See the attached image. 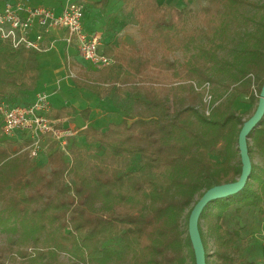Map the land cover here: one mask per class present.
Masks as SVG:
<instances>
[{"label":"trees","instance_id":"trees-1","mask_svg":"<svg viewBox=\"0 0 264 264\" xmlns=\"http://www.w3.org/2000/svg\"><path fill=\"white\" fill-rule=\"evenodd\" d=\"M110 1L97 0L94 5L105 9ZM123 3L126 9L138 10L149 36L162 41L176 34L193 36L187 41L192 44L191 57L180 65L185 73L165 60L168 52L164 66L175 69V78L190 79L192 87L214 86V99L220 101L206 116L201 91L191 90V96L183 97L179 95L184 85H122L133 82L123 78L126 70L141 75L150 68V59L139 55L98 70L94 82L77 74L75 84L100 98L99 83L131 92L135 117L110 123L102 131L86 128L88 148H76L74 138L71 166L62 154L53 153L49 174L18 156L19 146L9 145L16 156L0 148V228L15 234L6 240L18 246L13 257L0 264H55L63 252L68 257L65 264H188V258L196 264L184 220L204 193L238 181L242 173V161L232 160L247 119L235 103L241 96L258 101L264 85V0H209L195 15L201 25L191 30L183 9H164L157 0ZM4 46L0 102L34 90L40 78L39 52ZM80 114L87 121L91 108ZM248 152L252 170L244 188L210 202L199 218L205 251L208 239L214 244L212 253L205 252L206 264L211 256L215 264H257L237 258L240 233L226 223L230 209L239 205L258 209L264 218V116L249 134ZM136 157L137 168L132 170ZM111 240H118L117 248L104 246Z\"/></svg>","mask_w":264,"mask_h":264},{"label":"rangeland","instance_id":"rangeland-1","mask_svg":"<svg viewBox=\"0 0 264 264\" xmlns=\"http://www.w3.org/2000/svg\"><path fill=\"white\" fill-rule=\"evenodd\" d=\"M17 0H0V10L3 9L5 4L15 2ZM32 2L40 3L39 0H31ZM58 5L64 6L68 3H81L85 8V30L86 32H102V46L101 51H103L107 55H112L115 60L120 64H125L130 55H139L145 58H149L151 61V66L141 75H134L129 71H125V74H130L127 78H133V82L123 81L122 85H131L132 83L142 84L145 82H153L155 84H161V86H169L172 85L175 88L180 85L186 86V90L181 91L180 95L183 97L187 96L186 94H191L192 92L200 94L197 90L191 86L189 83L190 79H186L185 77L175 78L174 71L175 69H166L164 66L163 56L166 52H168L167 57L165 58L168 62H174L176 65V69L180 70L181 74L185 73L180 65H183L186 62L193 52L192 44L189 42L193 39V36H185L181 34H176L171 38H166V40H161L156 36H149L145 33L146 24L143 21L142 16L139 14L138 10L134 9H126L124 8L123 0H111L108 7L105 9L96 8L94 3L97 0H57ZM56 1V2H57ZM157 4L163 7L164 9L169 10L172 7H176L179 9H183L188 11L187 16V24L189 30L199 27L201 24L195 19V15H197L202 6H207L209 4V0H157ZM42 5V4H41ZM50 4L45 2L43 6L48 7ZM56 5V3L54 4ZM60 6V7H61ZM52 7V6H50ZM54 8V7H53ZM59 10L61 8H58ZM97 16V17H96ZM99 20V23L97 22ZM100 24V25H99ZM63 34L62 30H53L50 35L53 37H58ZM189 41V42H187ZM163 42L166 46H163ZM6 43L0 42V55H4L7 53V48L4 46ZM48 45V44H47ZM46 45V47H47ZM167 46L171 47V50ZM64 45L57 44L56 48L49 52H39L37 54V58H42V62L45 64H49L52 68V73L50 71H46L43 73V80L45 84L48 86L43 88V85L39 83L37 87V91H41L42 93H46L48 95V100L54 109H60V106H69L71 109L65 110L63 115L60 116L66 117L69 119L70 125L74 127L78 136L76 137V148H88V144L85 141V124L84 120L81 116V111L86 108H96L97 100L95 98L98 97V93H94L89 89L78 87L74 80L67 76V73L64 69ZM49 47H47L48 49ZM30 51V50H26ZM111 52L110 54H108ZM53 55V56H52ZM50 60H47V58ZM72 60V58H71ZM72 70L74 73L79 75L81 79H86L94 82V80L98 77L99 71L90 65H83L79 62H71ZM74 66V67H73ZM66 68L67 61H66ZM66 69V70H67ZM125 77V75H124ZM99 95L102 99L107 100L105 104L107 107L104 112L108 113V117H127L131 118L135 117V96L127 91V92H119L115 87L118 85H111L109 83H99ZM120 85V84H119ZM71 86V87H69ZM79 89H72L74 88ZM58 88H61V93ZM122 88V87H121ZM112 90V93L108 96L106 91ZM255 91V90H254ZM54 92H58V95L53 98L50 97ZM67 95L64 96L63 93ZM212 93V103L210 107L213 109L218 102L214 99V86L211 90ZM173 93L172 96H174ZM202 101L200 105H202V110L206 116H210L206 113V104L204 103L203 93L201 92ZM260 95V94H259ZM259 95L258 101L251 102L245 96H241L238 100H236L235 107L239 112L243 115L244 119L248 121L255 113L258 103H259ZM191 96V95H189ZM64 97L66 99H64ZM31 94L27 91L23 92L17 98H5V100L0 102H6L9 105H24L30 102ZM100 98V97H98ZM16 99V100H13ZM101 99V98H100ZM57 101V103H54ZM215 101V102H214ZM75 105V107L73 106ZM75 108V109H74ZM67 111H70L67 113ZM100 109L96 111V115L92 116L91 120L95 123V121L101 124V127L107 123V120H102L99 115ZM54 112V111H53ZM55 116V114H53ZM118 118V119H119ZM112 119V118H111ZM1 123H2V115L0 113V148L7 147L10 149L11 156H16L11 150L9 145L24 147L27 143V139L24 134H18L15 138L16 140H8L5 139L1 134ZM98 124V125H99ZM94 125V124H93ZM97 125V126H98ZM95 126V125H94ZM55 146L50 139L45 140V153L41 154L37 159H30L26 153H20L18 156H22L28 158L32 161L35 166L44 174H49L50 172V155L54 151ZM21 149L19 148L18 152ZM17 152V153H18ZM65 162L69 163L71 166L72 162V150L69 151V155H62L61 157ZM139 157H136L132 162V170L137 168V162ZM241 161L240 152L236 154L233 158V162ZM254 161L259 162L260 158L258 156L254 157ZM67 182L69 184L72 183L70 178L67 176ZM1 204V203H0ZM238 208V212L235 210ZM188 214V213H186ZM191 215V213H190ZM190 218V217H189ZM184 229H186L189 233V219L186 222V219L183 223ZM227 227H230L233 230H238L240 236L238 238L237 246L240 249V252L237 255L238 259L246 258L252 261H255L257 264H264V218H261L258 209L252 207H243L239 205L238 207H232L230 212L227 215ZM15 236L13 233H7L6 230L0 228V263L6 262L13 257V252L18 249L16 244L10 245V242L7 241V237L12 238ZM213 239H208V247L205 252L212 253L214 244ZM119 245L118 240L109 241L104 244L105 247L110 249L117 248ZM33 248H28L29 252L32 251ZM120 251H124L123 248ZM68 260L67 255L63 252L59 255L57 262L55 264H65ZM17 262H21V259L18 258ZM216 260L211 256L210 264H215ZM188 264H193L191 258H188Z\"/></svg>","mask_w":264,"mask_h":264},{"label":"built area","instance_id":"built-area-1","mask_svg":"<svg viewBox=\"0 0 264 264\" xmlns=\"http://www.w3.org/2000/svg\"><path fill=\"white\" fill-rule=\"evenodd\" d=\"M85 8L81 3H68L59 11L43 5H34L30 0H17L5 4L0 10V42L10 44L14 49L42 52L47 49L48 37L53 30L65 33V42L77 51L82 64L101 70L113 66L116 60L101 51L102 34L86 32ZM50 42V41H49ZM68 63V76L77 75ZM194 88L203 93L206 113L211 114V85L205 83ZM1 134L5 139L16 140L24 134L27 143L20 147L19 153H26L34 160L45 153V140L48 138L55 146L51 153L69 155L71 142L78 136L77 130L70 125L69 119L55 117L46 93L37 94L34 101L24 105H9L2 102Z\"/></svg>","mask_w":264,"mask_h":264},{"label":"water","instance_id":"water-1","mask_svg":"<svg viewBox=\"0 0 264 264\" xmlns=\"http://www.w3.org/2000/svg\"><path fill=\"white\" fill-rule=\"evenodd\" d=\"M264 116V85L259 95L258 107L254 115L245 122L238 140L242 161V173L238 181L216 186L208 190L194 206L189 218V236L195 254L196 264H206L205 249L199 232V218L205 207L212 201L227 198L239 193L249 180L252 163L248 152V138L251 131L259 124Z\"/></svg>","mask_w":264,"mask_h":264},{"label":"crops","instance_id":"crops-1","mask_svg":"<svg viewBox=\"0 0 264 264\" xmlns=\"http://www.w3.org/2000/svg\"><path fill=\"white\" fill-rule=\"evenodd\" d=\"M40 1V3H36V2H32L34 5H43V4H45V2H47V3H49L50 5L48 6V7H50V6H52L51 8H55L57 11H59V9L58 8H61V7H63V6H61V5H58L59 3H58V1L57 0H39ZM57 1V2H56ZM56 3V5H54ZM61 6V7H60ZM97 17V16H96ZM97 22L99 23V20H97ZM100 25V24H99ZM63 32V34L61 35V36H58V37H53V36H49L48 37V45H47V47H49L48 49H46L45 51H42V52H44V53H46V52H49V51H52V50H54L55 48H56V46H57V44H63L64 45V54H63V57H64V63H63V66H64V69H65V71H66V73H67V76H68V69L66 68V61H67V66H68V63H70V65L72 66V64H71V62L73 63V61L74 62H79V63H81L82 64V62H81V59L79 58V56H78V54H77V51L75 50V49H73L72 47H69L68 46V44L65 42V33H64V31H62ZM100 34H102V36H103V33L100 31L99 32ZM50 41V42H49ZM111 52H109L108 54H110ZM53 56V55H52ZM112 56V55H111ZM113 57V56H112ZM43 58V57H42ZM42 58H39V68H40V78H39V80H38V82H37V86L39 85V83H41V85H43V88H46L48 85L47 84H45V81L42 79L43 78V73L44 72H46V71H50V73H52V68L50 67V65H48L49 64V62H48V64H44L43 62H42ZM71 58H72V60H71ZM114 58V57H113ZM115 59V58H114ZM47 60H50V58L48 57L47 58ZM74 67V66H73ZM67 69V70H66ZM99 74V73H98ZM124 75H125V77L123 76V78H127V77H129L130 76V74H125L124 73ZM127 76V77H126ZM70 78V77H69ZM72 79V78H71ZM73 80V79H72ZM36 86V88L34 89V90H32V91H28V93H30L31 94V97H34V98H36V96H37V94H39V93H42L41 91H37V88H39V87H37ZM69 87H71V86H69ZM74 88H72V89H79V88H75V86H73ZM57 90H59V92L61 93V88H58ZM64 94V96H66L67 94L64 92L63 93ZM58 95V92H54L53 94H51L50 95V97L51 98H53V100L55 99V97ZM64 99H66L65 97H64ZM96 100H97V105H96V108H94V109H92L91 108V114H90V117H89V119L87 120V121H84V126H85V128L87 127H94L96 130H99V131H102V130H104V129H106L107 128V126L110 124V123H120L123 119H124V117H122V118H119V117H115V118H113V117H108L109 115H108V113H106V112H104V110H105V108L107 107L105 104L107 103V100H105V99H100V98H95ZM54 103H57V101H55ZM73 106L75 107V105L73 104ZM76 108V107H75ZM74 108V109H75ZM67 109H71V110H73V108H70L69 106H60V109H54V107H52V110L54 111V113L55 112H59V113H61V115H63L62 113H64L65 112V110H67ZM98 109H100V111H99V115H100V118H102V120H107V123H105L104 124V126H102L101 127V124H99V122H97V121H95V123L93 122V120H91V118H92V116H94V114L96 115V111L98 110ZM68 112H70V111H67V113ZM112 118V119H111ZM119 118V119H118ZM95 126H94V125ZM99 124V125H98ZM98 125V126H97Z\"/></svg>","mask_w":264,"mask_h":264}]
</instances>
